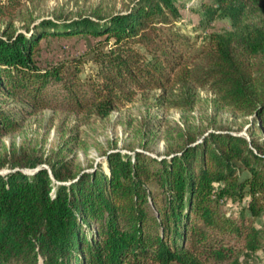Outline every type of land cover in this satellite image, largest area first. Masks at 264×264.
<instances>
[{"label":"trees","instance_id":"trees-1","mask_svg":"<svg viewBox=\"0 0 264 264\" xmlns=\"http://www.w3.org/2000/svg\"><path fill=\"white\" fill-rule=\"evenodd\" d=\"M215 1L231 6L233 17L246 2ZM20 6L0 0V138L44 109L102 119L143 98L190 113L200 90L215 109L247 118V135L214 118L209 126L176 124L163 153L113 148L104 152L105 167L90 171L27 147L3 150L0 264L261 259L264 229L255 219L264 214V20L203 36L178 26V0H131L122 12L40 20L22 16ZM73 36L96 39L93 71L82 76L80 58L38 64L42 39ZM160 121L148 120L145 131Z\"/></svg>","mask_w":264,"mask_h":264},{"label":"rangeland","instance_id":"rangeland-1","mask_svg":"<svg viewBox=\"0 0 264 264\" xmlns=\"http://www.w3.org/2000/svg\"><path fill=\"white\" fill-rule=\"evenodd\" d=\"M130 3L131 0H21L20 13L38 20L60 14H91L93 11L111 14L124 11ZM178 5L181 13L178 26L186 32L196 27L203 36L246 30L264 20V0H246L237 17L232 16L231 6L221 5L215 0H178ZM15 25L21 28L22 23L17 20ZM95 40L84 36L42 39L36 60L45 66L80 58L81 75L85 76L95 69L91 60ZM200 96L201 100L190 113L151 106L145 104L143 98L102 119L44 109L30 116L21 131L0 138V152L13 146L27 147L45 156L65 157L74 170L90 171L98 164L105 167L104 152L113 148L123 153L145 149L152 156L163 153L176 124L209 126V120L214 118L217 123L247 135V118L215 109L206 90H200ZM156 118H161V121L154 125L153 133L145 131L148 120L155 121ZM6 171L2 169L0 172ZM255 223L264 229V214L256 218ZM249 264H264V255L261 254V259L250 260Z\"/></svg>","mask_w":264,"mask_h":264},{"label":"water","instance_id":"water-1","mask_svg":"<svg viewBox=\"0 0 264 264\" xmlns=\"http://www.w3.org/2000/svg\"><path fill=\"white\" fill-rule=\"evenodd\" d=\"M39 168V167H38ZM36 171V169L33 170V172Z\"/></svg>","mask_w":264,"mask_h":264}]
</instances>
